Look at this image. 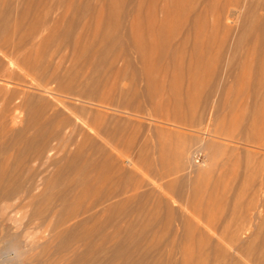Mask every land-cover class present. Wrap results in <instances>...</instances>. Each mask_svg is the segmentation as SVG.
I'll return each instance as SVG.
<instances>
[{
	"label": "rangeland",
	"instance_id": "obj_1",
	"mask_svg": "<svg viewBox=\"0 0 264 264\" xmlns=\"http://www.w3.org/2000/svg\"><path fill=\"white\" fill-rule=\"evenodd\" d=\"M3 1L0 5L5 10L3 8L2 11H4L0 13V23L3 24H0V28L4 26V19H8L9 22L11 21L10 24H13L9 30H12V27L15 29L12 30L13 32L11 30L9 32L15 33L16 36L20 35L17 37L18 40H23L19 42L15 37L16 41H12L14 39L11 36L15 35L10 36L11 40L9 37L11 33H9L8 39L11 41L8 40L7 44L16 43L17 45L13 44L12 48L9 46L2 53L0 52V95L1 91L3 92L0 101L4 102L3 105L0 102V111L3 113L2 115L0 112L1 120L2 116L4 119V115L10 114L8 116L10 119L14 114V110H8V105L5 106L8 103L6 95L4 97L6 92L3 85H5L4 75L10 71L8 64L11 60L10 57L15 53L12 62L21 66L23 62L26 64V59H28L31 62L27 63L30 65L26 64L30 68L27 69L32 73L37 70V67L36 70L35 66L33 68V63L36 66H39L38 63L40 64L38 67L40 71H36L40 73V79L29 72L32 74L30 75L31 79L38 78L45 81L44 78L49 76V81L57 82L60 78L66 81L67 85L64 83L65 81L58 82L65 86L64 88L61 85V93H51L50 96L45 92L43 94L42 90H37L34 85H31L30 78H27L29 81L26 79L25 82L28 81L26 85L24 82L18 90H24L26 87L27 97L31 96L35 99L34 105L37 109L43 108V110L40 108L43 119L46 121L51 119L52 123L49 122V124L55 126L50 124L58 133L63 131L69 137L76 138L77 146L84 151H78V147L73 146L72 148L75 150L72 149V154L69 152L70 154L43 157L37 154L18 153L17 145L21 146L30 140L32 137L30 133L36 130L34 124L36 118L27 109V112H19L23 115L19 116L18 125L6 126L7 122L0 120V133L2 132V136L6 134L5 137L0 134V169H2L0 173L7 171L3 173L5 182H0L4 186H0V264H230L231 262V264H250L251 258L249 257L252 255L246 251L249 246L254 244L257 233L261 229L260 225L261 227L264 225V214L261 215V219H257L256 222L254 220L257 227L252 222L253 229L249 232L250 234L241 235L244 251L234 253L229 244H231V233L237 224L245 222V214L251 210L248 206L256 201V206L259 207L262 204L260 208H264V185L261 184L264 183V148H262L264 140L259 141L262 137L264 138V0H54V2L46 0L50 1L47 5L50 8H54L53 6L58 8L63 3L60 8L65 9L68 8L67 5L70 2L71 4L74 2L83 6L81 8L101 9L103 7L106 10L114 9L128 13L129 19L122 23V28H126V32L130 30L129 25L133 20H136L137 25L148 34L159 36L156 41L148 37V40H144L145 43L139 41L143 46L138 43L137 47H141L148 57L144 61L138 57L139 48L134 50L136 44H131V47L122 40V43L120 40H113L112 43L109 41L110 45L108 44V46L102 44L101 46L106 50L105 52L100 51L99 54L94 52L98 44L90 43L78 48L80 53L85 52L84 55L80 53L75 55L74 52L77 49L71 51L68 49V51L61 48L58 50L57 43H53L54 47H57L54 48L52 42L49 44L47 41L45 42L49 32H44L36 25H34L37 27L35 29L43 32V35H40L42 40L40 37L36 39L35 36L33 40L29 33L32 24L30 26L25 23V26L18 25V27L15 24L24 16H21V10L24 11L27 8L25 6L27 0ZM15 2L17 3L15 4ZM6 3H8L7 8ZM17 13L21 14L20 17L17 16ZM136 13L139 17L136 16ZM19 26L26 30L23 29V33H21L22 30L20 31ZM27 26L29 35L26 34L27 32L25 33ZM35 29L31 32L35 33ZM119 32L118 34H120ZM163 34L165 36L161 40ZM33 35L35 34H32V37ZM26 37L35 42H26L30 45L27 44L25 48H22L23 45H26L23 42L27 39ZM41 42H43V46ZM115 42L121 44L118 45ZM46 43L48 46L45 45ZM111 44L116 45L113 47ZM18 45L21 46V51L18 50ZM14 46L17 49H13ZM107 48L110 52L107 51ZM56 49L59 52H64L58 53L55 51ZM89 49H92L91 51L97 55V58L92 52L90 53ZM158 50H162L161 54ZM15 51L20 52L16 53ZM86 52H89L88 55ZM126 52L128 55L125 54ZM1 54L8 57L5 59ZM70 54L75 55V58ZM79 54L81 57L77 56ZM85 54L88 56L87 58L91 56L93 59L86 58L89 62L83 59L86 57ZM122 54L128 56L126 59L123 55L126 60L131 57L128 60L129 64L126 63ZM17 56L26 59L22 58L23 61L18 64V61L22 59L15 60ZM132 56H136V60ZM111 57L113 59L115 57L113 61H116L117 57L119 60L112 62L109 59ZM58 60L61 61L60 64L57 62ZM49 61H52L53 65L58 63L60 67L52 65L54 68H51L50 64L52 63ZM87 62L91 65H87ZM92 65L94 66L92 67ZM56 67H58L57 73L60 72V74L54 72L55 76L52 72L56 71ZM49 68L51 69L49 70ZM45 69L48 70L45 71ZM14 70L17 72V67ZM36 74L38 76V73ZM193 75L194 78H190ZM19 76L22 78L20 73ZM198 76L203 81H196ZM58 77L59 80H57ZM188 78L194 83L190 82L191 80ZM76 79L79 80L78 83ZM48 80L46 84L49 83ZM70 81L75 84L69 85ZM86 81L89 82V86L85 83ZM50 83L52 82L50 81ZM80 83L87 87L83 86V88ZM197 83L199 85L205 83L204 88L202 85L197 87L199 86ZM52 84L48 88L57 90L58 86L55 83L54 86ZM34 87L35 89H33ZM73 87L77 88L82 95V91L89 93L90 96L87 93L85 96L91 98V102L88 100L89 98L85 100L84 95L82 98L76 89V92L74 91ZM68 89H70L71 95L67 91ZM73 92L74 95H72ZM65 93L67 94L65 95ZM74 96H77V99ZM92 96L101 100L99 102L96 99L100 104L103 103L104 98L108 97L107 100L112 98V101L106 100L110 107L108 105L106 107V102L102 105L96 103ZM64 101L68 105V109L60 106L59 102L65 104ZM56 103L59 108H63L64 112L61 110L62 108H60L61 112L59 111ZM55 110L57 114H53ZM97 110L99 113L96 112ZM62 112L64 115L67 113L65 117L61 116ZM79 114H84V116H79ZM53 115L57 117L54 116L56 117L54 118ZM85 116L86 118H84ZM81 117L85 120L88 118L87 121L98 119L97 122H101L98 124L103 127L104 131L123 145L125 142L130 143L129 138L133 139L132 135L135 137V133H137L134 141L131 139L130 145L133 142L135 144L133 147L131 146L133 151L131 155L136 162L143 163L145 169L139 162L143 168H141L142 172H123L122 174L120 172L119 174V171L116 173L114 168V170H109L111 174H108L109 171H107L102 172L101 175L99 170L91 172V170H83L80 167L77 170L66 167L65 164L72 162L68 160H73L74 157L77 158L79 164L84 163V160L87 162L86 159L89 157L95 161L99 160V163H101L100 161L108 163L111 161L110 164H112L115 161L114 158L110 156L108 158V155L103 153L106 149L104 147L107 146L106 142L104 143L94 134L88 133L90 135L87 134L88 137L83 133L85 128L78 120ZM63 118L70 122V124L68 122L69 125L66 124L67 127L61 124ZM29 125L31 127H28ZM56 126H60V128H56ZM61 127L68 129L61 131ZM82 129H84L83 132ZM132 131L135 133L133 134ZM81 132L83 136L85 135L84 137L79 135ZM258 132L262 137L254 135ZM130 134L132 137H129ZM257 137H259L258 140ZM22 139L24 142L21 143ZM123 139L127 141L124 142ZM18 141L19 143H17ZM83 143H85L84 148L81 147ZM107 149L109 151V146ZM108 151L105 152L108 153ZM108 154L111 155L110 151ZM78 155L82 158H79ZM65 161L67 163H64ZM161 163H165V165L163 166ZM60 164H62L61 167ZM118 164L120 165V163ZM57 166L61 169H58ZM160 167L165 168L160 169ZM103 173L104 176L106 175V181L101 179ZM83 177H87V179L84 180ZM97 177L103 185L101 181L98 180V183L97 180H94ZM88 188L98 189L97 193L99 191L101 195V197L96 196L98 199L95 203L90 194L85 197V191ZM261 188H263L262 192H260ZM15 191L16 194L20 192L19 197ZM8 193H11L12 197H9ZM256 193L257 197L253 201ZM108 194L110 198L114 195L119 196L114 199L112 197L110 200ZM105 195L107 196L105 197ZM22 204L25 205V209ZM19 206L23 210L19 209ZM86 208H90V210ZM56 218L61 221L59 226H55L57 223L54 222H59ZM90 218L96 219L98 225H105L104 229L98 231L99 227H92L93 222ZM55 227L59 228H57L58 231ZM54 228L57 233L52 231ZM92 228L95 230L92 231ZM89 230L92 232L88 233ZM94 232L95 234L90 236ZM13 239L18 242L16 247L9 244ZM88 243L89 245H86ZM242 243H240L241 246ZM189 258H193L192 261Z\"/></svg>",
	"mask_w": 264,
	"mask_h": 264
},
{
	"label": "bare ground",
	"instance_id": "obj_2",
	"mask_svg": "<svg viewBox=\"0 0 264 264\" xmlns=\"http://www.w3.org/2000/svg\"><path fill=\"white\" fill-rule=\"evenodd\" d=\"M3 0H0V4H2L1 2H2ZM10 1V0H9ZM12 1V0H11ZM19 1V0H18ZM60 1V0H59ZM4 2V1H3ZM49 2L50 1H46V0H27V2H26V4H25V6H27V8L23 11V10H21L22 11V15L21 16H23V17H21L20 19L19 18H17V17H14V18H17V19H19L15 24H16V26L18 27V25H24L25 23H27V24H30V26H31V24L33 25L32 27L35 29V28H37V27H34V25H36V26H38V28H40L41 30H43L44 32H49V34H48V36H47V38L45 39V42L47 41L48 42V44H49V42L53 45V43H57L58 45V48L57 47H54V45H53V47L54 48H57L58 50H61V48H64L65 50H68V49H70V51L71 50H76L77 49V51H72V52H74V54L76 55V54H78V53H80L79 52V50H78V48H80V47H84V46H87L88 44H90V43H93V45H95V44H98V46L96 47V49L94 50V52L95 53H97V54H99L100 53V51L101 52H105V50L103 49L104 47H102L101 45L102 44H107L106 46H108V44L111 42L112 43V41L113 40H120V42H121V40L122 41H124L126 44H128V45H131V44H136V48H134V50L135 49H138L139 47H137L138 46V43H139V45H141V46H143L142 45V43H140L139 41H143L144 42V40H148L147 39V37L148 38H153V41H156V40H158L159 39V36H155L154 34H148L145 30H143L142 28H140V26H138L137 25V23L135 22L136 20H133V22L129 25L130 26V30L128 31V32H126L125 31V29L124 28H122V23H124L125 21H127L128 19H129V14L128 13H126V12H123V11H116V10H106L105 8H103L102 6V8L101 9H90V7L89 8H87V7H84V8H81V7H83V6H79V4H75L74 2H72V4H71V2L69 3V5H67V7L68 8H65V9H61L60 7L63 5V3L62 4H60L59 6L60 7H58V8H55V6H53L52 4H53V2H54V0H53V2L51 3V5L54 7V8H50V7H47V5H49ZM17 2H15V4H16ZM58 3V2H57ZM56 3V4H57ZM7 4L8 3H6V8H7ZM10 4V3H9ZM59 4V3H58ZM19 5H20V3H19ZM24 6V7H25ZM74 6H76V7H74ZM4 7H2L1 8V5H0V9H1V11H0V13H2L4 10H5V8H4V10L2 11V9H3ZM85 8H87V9H85ZM18 9V8H17ZM7 11V10H6ZM20 13V12H19ZM20 15L17 13V16H19L20 17ZM131 15V14H130ZM138 14L136 13V16H137ZM132 16V15H131ZM137 17H139V16H137ZM24 18V19H23ZM9 19H11V18H9ZM16 19V20H17ZM134 19V18H133ZM5 21H4V26L3 27H1L0 28V52L2 53L3 52V50H5V49H7V47H9V46H11V48H12V45L13 44H16V43H11L12 45H10L9 43L7 44V41L9 40L8 39V35H9V33H11L10 35H9V37L11 36V35H15V36H11L13 39L16 37V39L18 40L19 38H17V37H20V35L18 36H16V34L15 33H13L12 34V30L14 29L13 27H12V32H9L10 30H9V28H10V26H11V24H10V22H9V20L8 19H4ZM14 21H15V19H14ZM132 21V20H131ZM21 23V24H20ZM0 24H2V23H0ZM139 24V23H138ZM3 25V24H2ZM13 25V24H12ZM128 25V24H127ZM25 26V25H24ZM15 27V26H14ZM20 27V26H19ZM22 27V26H21ZM21 27H20V31H21V33H23V29H25V28H23L22 27V29H21ZM32 27H30L31 29H30V32L28 31L29 30V27L27 26V31H25V33L26 34H28V32L29 33H31L30 35V37H31V39H35V37H36V39H37V37H40V35L43 33H41L40 31H38L37 29H35L36 30V32L35 33H32L31 31H33L32 30ZM129 28V27H128ZM19 29V28H18ZM18 29H16L17 31H19ZM15 30V29H14ZM154 30V29H153ZM184 30V29H183ZM119 31H121V32H119ZM147 31H149V30H147ZM152 31V30H151ZM16 32V31H15ZM118 32L120 33V34H118ZM153 32V31H152ZM164 33V32H163ZM182 33V32H181ZM32 34H35V35H33V37H32ZM165 34V33H164ZM163 34V36H161L162 38H160L161 40H163V37L165 36ZM29 35V34H28ZM43 35V34H42ZM10 37V39L12 40V38ZM27 38V37H26ZM42 37H40V39H41ZM16 39H14V40H12V41H16ZM21 39V38H20ZM27 39H29V38H27ZM25 40V41H23V42H30V43H32L33 42V40H31V39H29V40H31V41H29V40ZM39 39V38H38ZM44 39V38H43ZM191 39V38H190ZM205 39V38H204ZM11 40H9V41H11ZM23 40V39H22ZM22 40L20 41V40H18L19 42H22ZM42 40V39H41ZM17 41V42H18ZM110 41V42H109ZM176 41V40H175ZM200 41V40H199ZM35 42V41H34ZM33 42V43H34ZM39 42V41H38ZM38 42L36 43L37 45H38ZM104 42H106V43H104ZM164 42V41H163ZM24 43V44H25ZM30 43H26V45H23L24 47H22V48H25V46H27V44L28 45H30ZM115 43H117V42H115ZM122 43V42H121ZM120 43V44H121ZM145 43V42H144ZM150 43V42H149ZM157 43H158V41H157ZM162 43V42H161ZM202 43V42H201ZM41 44H42V46H43V42H41ZM48 44L46 43L45 45H47L48 46ZM118 44V43H117ZM120 44H118V45H120ZM168 44V43H167ZM17 45V44H16ZM52 45H51V47H52ZM61 45H62V47H61ZM68 46V47H64V46ZM110 45V44H109ZM112 45V44H111ZM113 45H116V44H113ZM112 45V46H113ZM117 45V46H118ZM156 45V44H155ZM21 46H22V44H21ZM21 46L19 47V45H18V47H19V49L18 50H20V49H22L21 48ZM32 46V45H31ZM50 46V45H49ZM105 46V47H106ZM202 46V45H201ZM14 47H16V46H14ZM13 47V49H17V47L16 48H14ZM37 47H39V46H37ZM91 47V46H90ZM114 47V46H113ZM131 47H132V45H131ZM34 48V47H33ZM44 48V47H43ZM42 48V49H43ZM47 48V47H46ZM92 48V47H91ZM109 49H110V47H108ZM107 48V51L108 52H110L109 51V49ZM115 48H116V46H115ZM121 49H122V47H120ZM202 48V47H201ZM40 49V48H39ZM45 49V48H44ZM55 50V51H58V50ZM63 49V50H64ZM170 49H171V47H170ZM257 49V48H256ZM90 50V53L92 52L93 53V51H91L92 49H89ZM89 50H86V51H89ZM112 50V49H111ZM142 50V51H141ZM7 51H9V50H7ZM11 51V50H10ZM21 51V50H20ZM20 51H15L16 53H19ZM23 51V50H22ZM54 51V52H55ZM69 51V50H68ZM106 51V52H107ZM159 51V53L161 54V51L160 50H158ZM61 53H63L62 51H60ZM59 51H58V53H60ZM66 52V51H65ZM71 52V53H72ZM81 52H82V50H81ZM84 52V51H83ZM133 52V51H132ZM137 52H139V59L142 61H144V60H146L148 57L145 55V52H143V49L140 47L139 48V51H137ZM154 52V51H153ZM219 52V51H218ZM5 53V52H4ZM14 53V52H13ZM13 53H12V55H13ZM56 53V52H55ZM57 53V54H58ZM67 53V52H66ZM69 53V52H68ZM85 53V52H84ZM84 53H80L81 55L83 54L84 55ZM88 53L89 52H86V54L88 55ZM156 53H157V51H156ZM155 53V54H156ZM77 55V56H80L81 57V55ZM86 54H85V56H86ZM107 54V53H106ZM109 54V53H108ZM125 54H127L128 55V53L126 52ZM125 54H122V56L124 55L125 57H126V55ZM136 54V53H135ZM219 54H220V52H219ZM1 55H3V54H1ZM5 55H6V53H5ZM11 55V56H12ZM14 55H15V53H14ZM13 55V56H14ZM21 55V54H20ZM19 55V56H20ZM60 55V54H59ZM70 55H72V57H74L75 58V55L73 56V54H70ZM92 55V54H91ZM93 55H94V57L96 56V58H97V55L96 54H94L93 53ZM130 55V54H129ZM137 55V54H136ZM4 56V55H3ZM13 56L12 57H10V61H9V68H10V71H9V73H7V74H3L4 75V82H5V85H3V89L5 90V92H6V94H4V97H5V95H6V100H7V103L8 104H6L5 106H7L8 105V110L10 109H12V110H14L13 112H14V114H13V116L11 115V118L9 119V115H4V119H3V116H2V120H4V121H6L7 123H6V126L7 125H10L11 124V126L12 125H18L19 123V116H21V114L19 113V112H24V111H26L27 109L28 110H30V112H31V114H33L34 115V117L36 118L35 120H34V124H35V129L36 130H33L32 131V133H30V135L32 134V137L30 138V140H28L27 142H25V143H23L21 146H18L17 145V150H18V153L20 152V153H28L29 155L30 154H37V155H42L43 157L44 156H48V155H61V154H67V153H71L72 154V149H74V148H72L73 146H75V148H76V146H77V142L76 141H78V140H76V138H72L71 136L69 137L67 134H66V132H63L62 130H64L65 129V127L64 128H62V129H60L62 132L61 133H58V131H56V129H54V128H52L51 127V119H50V121H48V123H47V121L46 120H44L43 119V113L40 111V108L43 110V108L42 107H38L39 109H37L36 108V106L34 105L35 103H34V98L33 97H27V92L25 91V89H26V87H25V89L24 90H18V88H21V86H23V85H21V84H23L25 81H26V79L27 78H30L31 79V77H30V75H36V77H39V79H40V73L39 72H36V71H40V68L38 69V67H40V64L38 63V65L39 66H36V65H34V63H33V68H34V66H35V70H36V67H37V70L35 71V73L33 72H31L29 69V67L27 66V65H30V64H27L28 62H29V60L28 59H26V58H23V59H26V64L23 62V64H21V66H18V65H15V63H13L12 62V60L14 59L13 58ZM19 56H17V58H15V60H18V58H21V57H19ZM24 56V55H23ZM90 56V55H89ZM103 56V55H102ZM116 56H117V54H116ZM115 56V57H116ZM120 56H121V54H120ZM123 56V57H124ZM216 56V55H215ZM5 57V59H6V57H8V56H4ZM15 57V56H14ZM25 57V56H24ZM28 57V56H27ZM83 57V56H82ZM88 56H86L85 58L83 57V59H86ZM115 57H114V59H115ZM125 57H124V59H125ZM133 57V56H132ZM136 57V56H135ZM135 57H133L134 59H135ZM147 57V58H146ZM21 58V59H22ZM78 58V57H77ZM90 58H92L91 56L89 57V58H87V59H90ZM95 58V59H96ZM98 58H99V56H98ZM118 59L117 60H119V57H117ZM128 58V56L126 57V59ZM131 57H129V59H130ZM146 58V59H145ZM150 58V57H149ZM218 58H219V56H218ZM23 59L22 60H20V61H18L19 63L18 64H20V62L21 61H23ZM79 59V58H78ZM86 59V60H87ZM93 59V58H92ZM94 59V60H95ZM106 59H108V58H106ZM110 59V61L112 60V62H116V61H113L114 59H113V57H111V58H109ZM121 59H123V58H121ZM123 59V61H125ZM128 59V60H129ZM182 59V58H181ZM216 59V58H215ZM2 60V59H1ZM28 60V61H27ZM59 60H60V58H59ZM59 60L57 61L59 64H60V62L61 61H64V59H61V61L59 62ZM91 60V59H90ZM105 60V59H104ZM128 60H126V63H128L129 64V62H128ZM136 60V59H135ZM203 60V59H202ZM201 60V61H202ZM5 61H7V60H5ZM56 61V60H55ZM88 61V60H87ZM93 61V60H92ZM95 61H97V59L95 60ZM94 61V62H95ZM102 61V60H101ZM31 62V61H30ZM29 62V63H30ZM52 63V61H49V63ZM89 62V61H88ZM87 62V65L88 64H90L91 65V63H88ZM99 62V61H98ZM97 62V63H98ZM119 62V61H118ZM191 62V61H190ZM192 62H193V60H192ZM198 62V61H197ZM235 62V61H234ZM7 63V62H6ZM16 63H17V61H16ZM58 63H56L57 65H53V63L52 64H50L51 66V68H54L53 66H58V67H60L59 66V64ZM96 63V64H97ZM100 63V62H99ZM103 63V62H102ZM125 63V64H126ZM174 63V62H173ZM62 64V63H61ZM101 64V63H100ZM192 64V63H191ZM202 64V63H201ZM53 65V66H52ZM63 65V64H62ZM89 65V66H90ZM148 65V64H147ZM94 65H92V67H93ZM113 66V65H112ZM124 66V65H123ZM17 67V72H15V68ZM30 67H32V66H30ZM49 67V66H48ZM58 67H56V71H51L53 74H54V72H56L57 73V68ZM91 67V66H90ZM122 67V66H121ZM126 67V66H125ZM211 67V66H210ZM213 67V66H212ZM8 68V69H9ZM27 68H29V69H27ZM51 68H49V70L51 69ZM61 68H62V66H61ZM61 68H59V69H61ZM162 68V67H161ZM169 68H170V66H169ZM199 68V67H198ZM259 68V67H258ZM119 69V68H118ZM126 69V68H125ZM157 69V68H156ZM209 69V68H208ZM215 69V68H214ZM12 70V71H11ZM28 70V71H27ZM48 70V69H47ZM46 69H45V71H47ZM196 70V69H195ZM33 71V70H32ZM42 71H44V70H42ZM29 72H31L32 74H30ZM49 72V71H48ZM161 72V71H160ZM196 72V71H195ZM211 72V71H210ZM19 73L22 75V78H20V76H19ZM36 73H38V76H37V74ZM114 73H116V72H114ZM207 73V72H206ZM226 73V72H225ZM18 74V75H17ZM51 74V73H50ZM52 74V75H53ZM58 74V73H57ZM59 74H60V72H59ZM58 74V75H59ZM116 74H119V73H116ZM194 74V73H193ZM2 75V76H3ZM55 75V74H54ZM62 75V74H61ZM158 75V74H157ZM190 75V74H189ZM198 75V74H197ZM200 75V74H199ZM208 75V74H207ZM215 75V74H214ZM19 76V77H18ZM41 76H42V74H41ZM47 76V75H46ZM56 76V75H55ZM55 76H54V78H55ZM179 76V75H178ZM203 76V75H202ZM33 77V76H32ZM35 77V76H34ZM43 77H45V75H43ZM181 77V76H180ZM200 76H198V77H196V78H198V79H196V81L197 80H200V78H199ZM223 77V76H222ZM47 78V79H46ZM46 78H44L45 79V81H42V80H39L38 78H36V79H34V78H32L31 79V85H34L36 88H37V90H42L43 91V94H49V96H50V94L51 93H55V92H62V86H64V85H62V84H60V83H58L60 80H61V78H60V80H59V77H58V79L57 80H59V81H52V80H50L53 84L55 83V85H57L58 87V89L57 90H54L53 88H48V86L50 85L51 86V84L52 83H50V81L48 80V78H49V76L48 77H46ZM53 78V79H54ZM83 78V77H82ZM81 78V79H82ZM162 78V77H161ZM190 78H194V75H193V77H191L190 76ZM211 78V77H210ZM43 79V80H44ZM189 79V78H188ZM194 79V80H195ZM203 79H204V77H203ZM208 79V78H207ZM28 80V79H27ZM49 81V83L47 82V84H46V81ZM77 80V79H76ZM75 80V81H76ZM83 80V79H82ZM189 80H191V79H189ZM208 80H210V79H208ZM29 81V80H28ZM27 81V82H28ZM61 81H63V80H61ZM65 81V80H64ZM63 81V82H64ZM68 81V80H67ZM78 81L79 80H77L76 82L78 83ZM200 81H203L202 79L200 80ZM199 81V82H200ZM205 81V80H204ZM244 81V80H243ZM2 82H3V80H2ZM27 82H25V85H26V83ZM43 82H44V84H43ZM190 82H193L194 83V81L193 80H191ZM189 82V83H190ZM198 82V83H199ZM222 82V81H221ZM64 83H66V81L64 82ZM69 83V82H68ZM84 83V82H83ZM85 83H87V81L85 82ZM84 83V84H85ZM179 83V82H178ZM196 83V82H195ZM197 83V85H199ZM201 83V82H200ZM206 83V82H205ZM205 83L202 85V84H200L199 86H197V87H200L201 85H202V87L205 85ZM46 84V85H45ZM52 84V86H54ZM71 84H75L74 82H72L71 83V81H70V83H69V85H71ZM83 84V86L85 87V85H87L88 84V86L90 85L89 84V82L87 83V84H85L84 85ZM207 84V83H206ZM30 85V86H31ZM62 85V86H61ZM66 85H67V83H66ZM80 85L82 86V84L80 83ZM79 85V86H80ZM165 85V84H164ZM193 85V84H192ZM227 85V84H226ZM238 85V84H237ZM72 86V85H71ZM79 86H77V87H79ZM82 86V87H83ZM222 86V85H221ZM35 87L33 88V89H35ZM70 87V86H69ZM68 87V88H69ZM83 87V88H84ZM87 87V86H86ZM85 87V88H86ZM218 87V86H217ZM255 87V86H254ZM54 88H56V87H54ZM64 88H65V86H64ZM204 88V87H203ZM202 88V90H204ZM230 88V87H229ZM232 88V87H231ZM2 89V90H3ZM23 89V88H22ZM72 89V88H71ZM73 89H74V87H73ZM76 89V91L79 93V95H81V97L84 95H87L88 94V96H90L89 95V93H85V92H83L82 91V93H83V95L82 94H80V92L77 90V88H75ZM75 89H74V91H75ZM79 89V88H78ZM193 89V88H192ZM80 90V89H79ZM85 90V89H84ZM92 90V89H91ZM107 90H108V88H107ZM106 90V91H107ZM218 90H220V89H218ZM67 91H69V94L71 95V92H70V89H68ZM75 91V92H76ZM88 91V90H87ZM105 91V90H104ZM199 92H200V90H198ZM215 91H217L216 89H215ZM41 92V91H40ZM45 92V93H44ZM1 93L3 94V92L1 91ZM85 93V94H84ZM113 93V92H112ZM202 93H204V92H202ZM242 93V92H241ZM0 95V96H3V95ZM59 94V93H58ZM64 94V93H63ZM67 93H65V95H66ZM103 94V93H102ZM108 94H109V92H108ZM197 94V93H196ZM261 94V93H260ZM60 95V94H59ZM72 95H74V92L72 93ZM113 95V94H112ZM264 95V94H263ZM262 95V96H263ZM55 96H56V94H55ZM100 96V95H99ZM102 96V95H101ZM106 96V94L104 95V97ZM3 97V98H4ZM57 97H60V96H58L57 95ZM57 97H56V99H57ZM93 98H94V100H95V102L97 103L98 102V98L96 97H94V96H92ZM111 97V96H110ZM191 97V96H190ZM4 98V99H5ZM64 98V97H63ZM68 98V97H67ZM74 98L75 99H77V96L75 97L74 96ZM83 98V97H82ZM86 98H89V97H84V99L85 100H87ZM102 98H103V96H102ZM107 98L108 97H106V99L104 98V100L102 101L103 103H105L106 102V107H107V105H108V107H110V105L107 103V101H110L112 98H110V99H108L107 100ZM59 99V98H58ZM62 99V98H61ZM61 99H60V101H61ZM70 99H72L71 97H70ZM74 99V100H75ZM96 99H98V100H96ZM100 99H101V97H100ZM114 99V98H113ZM201 99H202V97H201ZM206 99V98H205ZM2 100V99H1ZM67 100V99H66ZM82 101H84L83 99H81ZM88 100H90V102H91V98H89ZM107 100V101H106ZM67 101H69V100H67ZM70 101H72V100H70ZM80 101V100H79ZM101 100H99V102H100ZM112 101V100H111ZM192 101V100H191ZM263 101V100H262ZM1 102V101H0ZM56 102V101H55ZM58 102V101H57ZM65 102V101H64ZM76 102H77V100H76ZM87 102H89V101H87ZM93 103H94V101H92ZM98 102V103H99ZM101 102V103H102ZM119 102V101H118ZM190 102V101H189ZM197 103H198V101H196ZM4 103V102H3ZM3 103L1 102V104L3 105ZM36 103H38V102H36ZM59 103H61V105L60 106H62L64 109H68L67 107H68V105L66 104V102H65V104H63L62 102H59ZM58 103V104H59ZM83 103V102H82ZM102 103V104H103ZM116 103V102H115ZM131 103V102H130ZM129 103V104H130ZM195 103V102H194ZM193 103V104H194ZM88 104V103H87ZM100 104V103H99ZM102 104H100V105H102ZM111 104V103H110ZM118 104V103H117ZM122 104V103H121ZM129 104H126V105H129ZM133 104V103H132ZM56 105H57V103H56ZM113 105V104H112ZM124 105H125V103H124ZM195 105V104H194ZM193 105V106H194ZM234 105V104H233ZM261 105V104H260ZM35 106V107H34ZM47 106V105H46ZM55 106V105H54ZM54 106H53V108H54ZM58 106V105H57ZM74 106V105H73ZM72 106V107H73ZM105 106V105H104ZM120 106V105H119ZM257 106V105H256ZM4 107V106H3ZM52 107V106H51ZM62 107H60V108H62ZM69 107H71V105H69ZM99 107V106H98ZM102 107V106H101ZM47 108H48V106H47ZM58 108H59V106H58ZM60 108H59V111H60ZM63 108L61 109V110H63ZM75 108V107H74ZM92 108V107H91ZM100 108V107H99ZM261 108V107H260ZM3 109V108H2ZM50 109V108H49ZM48 109V110H49ZM55 109V108H54ZM77 109V108H76ZM193 109V108H192ZM53 110V109H52ZM74 110V109H73ZM78 110V109H77ZM96 110V109H95ZM111 110V109H110ZM112 110H113V108H112ZM5 111H6V108H5ZM44 111H46V110H44ZM69 111V110H68ZM101 111V110H100ZM104 111V110H103ZM194 111V110H193ZM1 112V111H0ZM27 112V111H26ZM54 112V111H53ZM57 112H58V110H57ZM61 112V111H60ZM63 112H64V110H63ZM62 112V113H63ZM70 112V111H69ZM74 112V111H73ZM76 112V111H75ZM79 112V111H78ZM96 112H98V110L96 111ZM2 113V112H1ZM11 113V112H10ZM28 113H29V111H28ZM99 113V112H98ZM191 113H193V112H191ZM257 113V112H256ZM5 114V113H4ZM12 114V113H11ZM20 114V115H19ZM53 114H57L56 113V110H55V112L53 113ZM66 114L67 113H65V115H64V113H63V115H61V113H60V115L62 116V117H65L66 116ZM70 114H72V113H70ZM74 114V113H73ZM2 115H3V113H2ZM23 115V114H22ZM29 115H30V113H29ZM59 115V114H58ZM99 115V114H98ZM7 116V117H6ZM54 116H56V115H53V117ZM70 116V115H69ZM73 116V115H72ZM79 116H84V114L83 115H81V114H79ZM22 117V116H21ZM57 117V116H56ZM56 117H54V118H56ZM59 117V116H58ZM61 117V118H62ZM82 117L79 119L78 118V120L80 121V123L83 125V127L85 128V131L83 132V130L84 129H82V132L86 135V136H88L89 134L88 133H90V134H94V135H96L99 139H101V140H103L104 141V143L106 142V144L105 145H107V146H109V151H110V153H111V155L110 154H108L109 153V151H108V149H107V146L106 147H104V148H106L105 150H104V154L107 156L108 155V158H110V157H112V158H114L115 159V161H117L118 163H120V165L118 164V163H116L115 161H114V163H112V164H110L111 163V161H110V163H108V162H102V161H100L101 163H99V160L98 161H95L93 158H90L89 156H87V157H89V158H87V159H89V160H87L86 159V161L87 162H85V160H84V163H81V164H79L78 163V160H77V158L76 157H74L73 158V160H68V161H72V162H69V164H65V166L67 167H70V168H74V170L76 169L77 170V168L78 167H80L81 169H83V170H91V172H92V170H99V172H100V174L102 173V172H107V171H109V170H114V168L116 169V170H114L116 173L119 171V174H120V172H121V174L124 172V173H133V172H142L141 171V168H142V166H144V164L143 163H141L140 161V163H141V165H140V163L139 162H136L134 159H133V157H132V155H131V152H133L131 149H132V147H133V144H134V142H133V144L132 145H130V143H131V139L132 138H129V137H132L133 136V139L136 137V134L137 133H135V137H134V135H132L131 136V134L129 135V141H130V143H127V142H125V141H127L126 139H125V141H124V139H123V141L125 142L124 143V145L123 144H120V141L119 140H117V139H114V137L112 138V136L109 134V133H107V132H105L104 131V129H103V127H101L99 124H101V122L99 123V122H97V120H94V121H87V119L85 120L84 118H86V116L82 119ZM225 117V116H224ZM29 118V117H28ZM32 118V117H31ZM60 118V117H59ZM58 118V119H59ZM68 118V117H67ZM73 118H74V116H73ZM137 118V117H136ZM256 118V117H255ZM22 119V118H21ZM64 119V120H63ZM63 119H61V120H63V123L65 122V118H63ZM77 119V118H76ZM0 120H1V118H0ZM1 120V121H2ZM32 120H33V118H32ZM71 120V119H70ZM183 120V119H182ZM241 120V119H240ZM1 121H0V124H1ZM67 121V123L65 122L64 124L63 123H61V121H60V123L62 124V125H64V126H66V124L67 125H69L70 124V122L68 121V119L66 120ZM199 121V120H198ZM207 121V120H206ZM209 121V120H208ZM253 121V120H252ZM3 122V121H2ZM49 122H51L50 124H49ZM68 122H69V124H68ZM77 122V121H76ZM224 122V121H223ZM18 123V124H17ZM20 123H21V121H20ZM80 123H79V125H80ZM99 123V124H98ZM5 124V123H4ZM3 124V125H4ZM30 124V123H29ZM32 124V123H31ZM55 124V123H54ZM60 124V126H62ZM72 124V123H71ZM2 125V126H3ZM180 125V124H179ZM27 126V125H26ZM53 126V125H52ZM60 126L59 127H57L56 126V128H60ZM71 126V125H70ZM255 126V125H254ZM13 127V126H12ZM28 127H31L30 125L28 126ZM53 127H55V126H53ZM67 127V126H66ZM217 127H218V125H217ZM73 128V127H72ZM66 129H68V128H66ZM65 129V131H67ZM70 129V128H69ZM192 129V128H191ZM25 130V129H24ZM60 130H59V132H60ZM81 130V129H80ZM27 131H28V129H27ZM30 131H31V129H30ZM79 131V130H78ZM122 131V130H121ZM26 132V131H25ZM77 132V131H76ZM81 132V134L79 133V135H81V136H83V133ZM115 132V131H114ZM227 132V131H226ZM237 132V131H236ZM68 133V132H67ZM132 133H133V131H132ZM133 133V134H134ZM264 133V132H263ZM1 134V136H2V132L0 133ZM23 134V133H22ZM88 134V135H87ZM4 135V134H3ZM25 135V134H24ZM24 135H21V136H24ZM70 135H71V131H70ZM76 135V134H75ZM78 135V134H77ZM84 135V136H85ZM254 135H256V136H258V135H260L259 134V132L258 133H256V134H254ZM264 135V134H263ZM5 136H6V134H5ZM5 136H2V137H5ZM80 136V137H81ZM83 136V137H84ZM90 136V135H89ZM88 136V137H89ZM111 136V137H110ZM19 137V136H18ZM67 137H69V139H66ZM120 137H121V135H120ZM260 137H262L261 135H260ZM78 138V137H77ZM124 138V137H123ZM258 138L259 137H257L256 139L258 140ZM263 138V137H262ZM260 139L259 141H263L264 140V138L263 139ZM20 139V138H19ZM87 139V138H86ZM132 139V141H134ZM88 140H89V138H88ZM16 141V140H15ZM22 141H23V139L21 140V143H22ZM83 141V140H82ZM128 141V142H129ZM24 142V141H23ZM182 142V141H181ZM264 142V141H263ZM17 143H19V141L17 142ZM17 143H15V144H17ZM79 143V142H78ZM89 143V142H88ZM103 143V144H104ZM183 143H186V142H184L183 141ZM14 144V143H13ZM80 144H81V142H80ZM84 144L85 143H83L82 144V146L81 147H83L84 146ZM263 144V143H262ZM104 145V146H105ZM135 145V144H134ZM186 145V144H185ZM103 146V145H102ZM132 146V147H131ZM144 146V145H143ZM142 146V147H143ZM181 146H183L182 144H181ZM78 147V146H77ZM187 147V146H186ZM84 148V147H83ZM86 148V147H85ZM146 148V147H145ZM180 148V147H179ZM185 148V147H184ZM256 148V147H255ZM262 148H264V147H262ZM78 149H79V147H78ZM77 149V150H78ZM102 149V148H101ZM100 149V150H101ZM75 150V149H74ZM108 151V153L107 152H105V151ZM136 150V149H135ZM138 150V149H137ZM140 150V149H139ZM144 150V149H143ZM178 150H180V149H178ZM187 150V149H186ZM78 151H84V149H79ZM103 151V150H102ZM181 151V150H180ZM90 152V151H89ZM135 152V151H134ZM177 152V151H176ZM69 153V154H70ZM147 153V152H146ZM180 153H182V151L180 152ZM69 154H68V156H69ZM177 154H179V153H177ZM75 155H77V154H75ZM83 155V154H82ZM105 155H104V157H105ZM134 155V154H133ZM141 155H142V153H141ZM182 155V154H181ZM180 155V156H181ZM67 156V155H66ZM78 156H80V155H78ZM110 156V157H109ZM165 156V155H164ZM35 157V156H34ZM183 157V156H182ZM79 158H82L81 156L79 157ZM103 158V157H102ZM111 158V159H112ZM165 158H167V157H165ZM67 159H69V158H67ZM67 159H66V161H67ZM70 159H72V158H70ZM110 159V160H111ZM182 159V158H181ZM106 160H107V157H106ZM166 160V159H165ZM64 162V163H67V162ZM80 161V160H79ZM109 161V160H108ZM113 162V161H112ZM64 163H62V164H64ZM116 163V165H113V164H115ZM166 163V162H165ZM165 163L164 164H162L163 166L165 165ZM178 163V162H177ZM62 164H60V167H61V165ZM151 164V163H150ZM160 164V165H161ZM173 164V163H172ZM59 165V164H58ZM161 165V166H162ZM65 166H63V167H65ZM5 167V166H4ZM60 167H58L57 166V168L59 169ZM62 167V168H63ZM153 167V166H152ZM175 167V166H174ZM250 167V166H249ZM248 167V168H249ZM254 167V166H253ZM3 168V167H2ZM144 169H145V166L143 167ZM142 168V169H143ZM161 168H165V167H160V169ZM222 168V167H221ZM61 169V168H60ZM81 169H79V170H81ZM127 169H129V170H127ZM166 169H168V168H166ZM0 170H2V169H0ZM8 170V169H7ZM71 170V169H70ZM151 170V169H150ZM156 170V169H155ZM164 170V169H163ZM254 170V169H253ZM6 171V170H5ZM4 171V172H5ZM60 171V170H59ZM129 171V172H128ZM146 171V170H145ZM166 171V170H165ZM168 171H169V169H168ZM179 171V170H178ZM255 171V170H254ZM3 172V173H4ZM7 172V171H6ZM10 172V171H9ZM87 172H89V171H87ZM110 172V173H109ZM109 172H107L108 174H111V171H109ZM3 173H0V182L1 181H4L5 182V180H3V178H4V176H3ZM106 173V174H107ZM144 173V172H143ZM152 173V172H151ZM175 173H177V172H175ZM107 174V175H108ZM7 175V174H6ZM102 175V174H101ZM159 175H160V173H159ZM173 175V174H172ZM175 175V174H174ZM9 176V175H8ZM106 176V175H105ZM105 176H104V173H103V177L101 178L103 181H106L105 180ZM114 176V175H113ZM169 176H171V175H169ZM6 177V176H5ZM99 177V179H100V175L98 176ZM98 177L96 178V179H94L95 181L97 180V182H98ZM110 177H111V175H110ZM110 177H106V178H110ZM211 177V176H210ZM13 178V177H12ZM11 178V179H12ZM84 178V177H83ZM112 178V177H111ZM164 178H165V176H164ZM167 178V177H166ZM177 178V177H176ZM85 179H87V177H85L84 178V180ZM185 179V178H184ZM197 179V178H196ZM198 180H200V179H198ZM249 180V179H248ZM76 181V180H75ZM80 183H81V178H80ZM99 181H101V180H99ZM251 181V180H250ZM8 182V181H7ZM77 182V181H76ZM86 182H87V180H86ZM85 182V183H86ZM108 183H109V181H107ZM194 182V181H193ZM10 183V182H9ZM8 183V184H9ZM99 183V182H98ZM104 183V182H103ZM106 183V182H105ZM104 183V184H105ZM250 183V182H249ZM2 184V183H1ZM0 184V186H3V184L1 185ZM101 184H102V181H101ZM101 184H99V185H101ZM114 184V183H113ZM142 184V183H141ZM141 184H139V185H141ZM170 184V183H169ZM261 184H263L264 185V183H261ZM10 185V184H9ZM84 185V184H83ZM103 185V184H102ZM101 185V186H102ZM174 185V184H173ZM195 185H197V184H195ZM5 186H6V184H5ZM84 186H86V184L84 185ZM170 186H171V184H170ZM170 186H169V188H170ZM4 187V186H3ZM18 188V187H17ZM87 188V187H86ZM198 188V187H197ZM197 188H195V189H197ZM200 188H202V187H200ZM1 189V188H0ZM12 189V188H11ZM135 189V188H134ZM199 189V188H198ZM203 189V188H202ZM262 189L263 188H261V191L260 192H262ZM12 190H14V188L12 189ZM16 190H18V189H16ZM21 190V189H20ZM98 190V189H97ZM97 190H94V189H87L86 191H85V197H87L86 195H91V197H93V201H94V203L97 201V197L96 196H99V197H101V195H100V193H99V191H98V193H99V195H98V193H97ZM137 190V189H136ZM213 190V189H212ZM216 190V189H215ZM253 190V189H252ZM19 191V190H18ZM173 191V190H172ZM196 191V190H195ZM211 191V190H210ZM245 191V190H244ZM201 193H203L202 191H200ZM199 192V193H200ZM246 192V191H245ZM97 193V194H96ZM173 193V192H172ZM201 193H200V195H201ZM259 193V192H258ZM6 194H7V192H6ZM15 194H16V191H15ZM13 195V193H12V195L13 196H15V198H17L16 197V195L18 196V194H20V192H18V194H16V195ZM123 194V193H122ZM170 194V193H169ZM182 194V193H181ZM198 194V193H197ZM212 194V193H211ZM210 194V196H212ZM214 194V193H213ZM246 194V193H245ZM5 195V194H4ZM8 195H10L9 197H12L11 196V193L9 194L8 193ZM7 195V196H8ZM109 195V194H108ZM176 195V194H175ZM187 195V194H186ZM208 195V194H207ZM6 196V195H5ZM24 196V195H23ZM107 195H105V197H106ZM119 195H114V196H111V198L112 199H114V198H116V197H118ZM179 196V195H178ZM178 196H177V198H178ZM2 197H3V195H2ZM19 197V196H18ZM21 198H22V195L20 196ZM102 197H103V194H102ZM171 197H172V195H171ZM180 197H182V196H180ZM179 197V198H180ZM221 197V196H220ZM256 197H257V193H256V196H254V198H253V201H255V199H256ZM261 197H262V195H261ZM6 198V197H5ZM14 198V197H13ZM13 198H12V200H13ZM111 198H110V195H109V199L111 200ZM183 198V197H182ZM212 198V197H211ZM222 198V197H221ZM10 199V198H9ZM169 199V198H168ZM188 199V198H187ZM210 199V198H209ZM240 199V198H239ZM263 199V198H262ZM261 199V201H263ZM6 200V199H5ZM8 200V199H7ZM6 200V201H7ZM11 200V199H10ZM10 200H8V201H10ZM92 200V199H91ZM218 200H220V199H218ZM242 200V199H241ZM240 200V201H241ZM259 200H260V198H259ZM82 201V200H81ZM183 201V200H182ZM244 201V200H243ZM93 203V202H92ZM188 203V202H187ZM194 203V202H193ZM245 203H248V202H245ZM243 204V203H242ZM251 204V203H250ZM257 204H259V201H257ZM91 205V204H90ZM236 205V204H235ZM262 204H260V206H261ZM25 206V205H24ZM23 206V204H22V207H24ZM89 206V205H88ZM241 206V205H240ZM260 206L258 207V206H256V201L254 202V203H252L251 205H249L248 207H249V209H251L250 210V212H246L247 214H245L246 216L243 218L244 219V223H243V221H242V223L241 224H237V226H236V228H235V230L231 233L232 234V236H230V242H231V244H229V246L231 245V248L233 249V252L234 253H237L238 251H244V244L242 243V240H243V238H241V235H244V234H246L247 233V235L248 234H250L249 232L250 231H252V229H253V226H251L252 225V222H254V220H255V222H256V220L257 219H261V215L262 214H264V208L263 207H261L260 208ZM263 206H264V204H263ZM20 207V206H19ZM22 207H20L19 209H22ZM124 207V206H123ZM195 207V206H194ZM186 208V207H185ZM243 208V207H242ZM247 208V207H246ZM260 208V209H259ZM23 209H25V207L23 208ZM22 209V210H23ZM86 209H89L90 210V208H86ZM86 209H85V211H86ZM200 209V208H199ZM198 209V210H199ZM248 209V208H247ZM248 209V210H249ZM88 210V211H89ZM263 210V211H262ZM236 211V210H235ZM109 212V211H108ZM188 212V211H187ZM196 212V211H195ZM200 212V211H199ZM85 213V212H84ZM91 213V212H90ZM142 213V212H141ZM82 214V213H81ZM196 216V215H195ZM223 216V215H222ZM232 216V215H231ZM235 216V215H234ZM244 216V215H243ZM242 216V217H243ZM57 220H59L58 218H56ZM69 219H71V218H69ZM91 219V221L93 222V225H92V227H99L100 229H98V231L99 230H103L104 229V226L105 225H103V224H99L98 225V223H96V222H98L96 219H92V218H90ZM96 220V221H95ZM179 220V219H178ZM231 220H232V218H231ZM230 220V221H231ZM74 221V220H73ZM228 221V220H227ZM235 221V220H234ZM241 221V220H240ZM258 221H260V220H258ZM264 221V220H263ZM233 222V221H232ZM255 222H254V224H255ZM54 223H57V224H55V226H59L58 224L60 223L61 224V221L59 220V222H54ZM100 223H102V222H100ZM108 223V222H107ZM191 223V222H190ZM206 223V222H205ZM226 223V222H225ZM239 223V222H238ZM109 224V223H108ZM54 225V224H53ZM84 225V224H83ZM229 225V224H228ZM256 225V224H255ZM206 227V226H205ZM234 227V226H233ZM256 227H257V225H256ZM56 228V227H55ZM54 228V230H52V231H55L56 229ZM186 228V227H185ZM210 228V227H209ZM227 228V227H226ZM259 228H261L260 230H259V232L257 233V236H256V239L254 240V244L253 245H251V243H249L251 246H249L248 247V251H246V252H248V253H250L251 255H252V257H249V258H251L250 260V264H264V225H262V227H261V225H260V227ZM59 229V228H58ZM58 229H57V231H58ZM93 229V228H92ZM91 229V230H92ZM201 229V228H200ZM228 229V228H227ZM230 229V228H229ZM91 230H89V232L88 233H90V232H92V231H94L95 229H93L92 231ZM189 230V229H188ZM206 230V229H205ZM203 231V230H202ZM56 232V231H55ZM209 232V231H208ZM54 233V232H53ZM57 233V232H56ZM87 233V232H86ZM87 233V234H88ZM189 233V232H188ZM222 233V232H221ZM93 234H95V232L94 233H92V234H90V236L91 235H93ZM115 234V233H114ZM230 234V235H231ZM54 235V234H53ZM89 235V234H88ZM202 235V234H201ZM227 235V234H226ZM54 236H56L57 237V235H54ZM53 236V237H54ZM197 236V235H196ZM246 236V235H245ZM250 236V235H249ZM187 237V236H186ZM185 237V238H186ZM203 237V236H202ZM225 237V236H224ZM219 238V237H218ZM228 238V237H227ZM15 239H17V238H15ZM54 239H55V237H54ZM57 239V238H56ZM107 239H108V237H107ZM107 239H105V240H107ZM112 239V238H111ZM191 239V238H190ZM222 239V238H221ZM226 239V238H225ZM18 240V239H17ZM209 240V239H208ZM219 240V239H218ZM205 241V240H204ZM211 241V240H210ZM220 241V240H219ZM109 242V241H108ZM200 242V241H199ZM206 242H208V241H206ZM223 242H225V240L223 239ZM3 243H4V241H3ZM101 243H102V241H101ZM220 243V242H219ZM240 243H242L243 245V247L240 245ZM9 244H12V245H14V247H16L17 245H18V242L16 241V240H12ZM105 245L107 244V243H104ZM184 244V243H183ZM207 244H209V242L207 243ZM86 245H89V243L88 244H86ZM90 245H91V247H92V244L90 243ZM199 246V245H198ZM247 246V245H246ZM200 247V246H199ZM219 247V246H218ZM180 248V247H179ZM220 248V247H219ZM246 248V247H245ZM202 249H204L203 247H202ZM216 249V248H215ZM173 250H174V248H173ZM172 250V251H173ZM225 250H228V249H225ZM246 250V249H245ZM175 251V250H174ZM188 251V250H187ZM205 251V250H204ZM218 251V250H217ZM229 252H230V250H229ZM205 253V252H204ZM208 253V252H207ZM206 253V254H207ZM171 254V253H170ZM181 254V253H180ZM172 255V254H171ZM183 255V254H182ZM181 255V256H182ZM208 255V254H207ZM227 255V254H226ZM237 255V254H236ZM249 255V254H248ZM247 255V256H248ZM190 256V255H189ZM188 256V257H189ZM193 256V254L191 255V257ZM203 256V255H202ZM187 257V256H186ZM195 257V256H194ZM206 257V256H205ZM233 257V256H232ZM240 258V257H239ZM184 259V258H183ZM190 259V258H189ZM191 259H193V258H191ZM190 259V260H191ZM217 259V258H216ZM232 259V258H231ZM184 260H187V259H184ZM226 260V259H225ZM192 261V260H191ZM213 261V260H212ZM224 261V260H223ZM215 262V261H214ZM235 262V261H234ZM192 263V262H191ZM205 263V262H204ZM232 263V262H231ZM230 263V264H231ZM55 264V263H54ZM184 264V263H183ZM186 264V263H185ZM188 264V263H187ZM215 264V263H214Z\"/></svg>",
	"mask_w": 264,
	"mask_h": 264
}]
</instances>
